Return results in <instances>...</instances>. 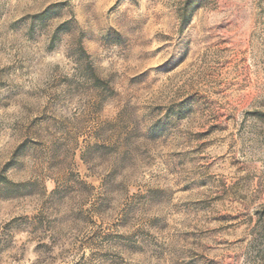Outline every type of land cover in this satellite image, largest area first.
<instances>
[{
    "label": "rangeland",
    "instance_id": "obj_1",
    "mask_svg": "<svg viewBox=\"0 0 264 264\" xmlns=\"http://www.w3.org/2000/svg\"><path fill=\"white\" fill-rule=\"evenodd\" d=\"M0 264H264V0H0Z\"/></svg>",
    "mask_w": 264,
    "mask_h": 264
},
{
    "label": "trees",
    "instance_id": "obj_2",
    "mask_svg": "<svg viewBox=\"0 0 264 264\" xmlns=\"http://www.w3.org/2000/svg\"><path fill=\"white\" fill-rule=\"evenodd\" d=\"M186 9H187V6L184 7V9H183V11H182V14H183V12H185ZM191 13H192V10L189 11V16L191 15ZM44 14H45V13H42V15H44ZM187 22H188V20H186V21H182L183 25H184L185 23H187Z\"/></svg>",
    "mask_w": 264,
    "mask_h": 264
}]
</instances>
